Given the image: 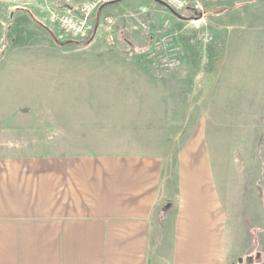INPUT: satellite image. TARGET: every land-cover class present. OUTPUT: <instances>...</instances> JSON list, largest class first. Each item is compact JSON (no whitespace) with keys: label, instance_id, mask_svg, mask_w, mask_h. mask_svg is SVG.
Returning <instances> with one entry per match:
<instances>
[{"label":"crops","instance_id":"0c3cea01","mask_svg":"<svg viewBox=\"0 0 264 264\" xmlns=\"http://www.w3.org/2000/svg\"><path fill=\"white\" fill-rule=\"evenodd\" d=\"M30 3L54 34L48 14L67 10L65 0ZM123 88H110L108 116L65 117L61 146L37 149L32 134L34 146L0 155V264L260 261L258 140L244 164L231 163L234 155L246 156L242 127L231 148L230 127L223 125L220 165L206 142L176 150L165 105L150 116L142 88Z\"/></svg>","mask_w":264,"mask_h":264},{"label":"rangeland","instance_id":"374dc122","mask_svg":"<svg viewBox=\"0 0 264 264\" xmlns=\"http://www.w3.org/2000/svg\"><path fill=\"white\" fill-rule=\"evenodd\" d=\"M31 1L0 0V155L34 146L32 134L37 149L61 146L65 117L108 116L110 88L126 85L142 88L150 116L165 105L176 150L206 142L220 165L223 125L231 148L242 127L246 156L231 163L244 164L258 140L264 166V0H190L179 15L156 0H119L80 43L58 42ZM261 254L229 264H264Z\"/></svg>","mask_w":264,"mask_h":264},{"label":"built area","instance_id":"2783aa9c","mask_svg":"<svg viewBox=\"0 0 264 264\" xmlns=\"http://www.w3.org/2000/svg\"><path fill=\"white\" fill-rule=\"evenodd\" d=\"M119 0H65L67 10H51L48 24L55 29L56 40L61 43H80L90 40L94 34L93 19L104 6ZM173 11L191 9L190 0H159Z\"/></svg>","mask_w":264,"mask_h":264},{"label":"water","instance_id":"95a60500","mask_svg":"<svg viewBox=\"0 0 264 264\" xmlns=\"http://www.w3.org/2000/svg\"><path fill=\"white\" fill-rule=\"evenodd\" d=\"M156 1H158V2H160V3H162V4H164L166 7H168V8H170L167 4H165V3H163V2H161V1H159V0H156ZM171 9V8H170ZM172 10V9H171ZM173 11V10H172ZM175 12V11H174Z\"/></svg>","mask_w":264,"mask_h":264},{"label":"trees","instance_id":"16d2710c","mask_svg":"<svg viewBox=\"0 0 264 264\" xmlns=\"http://www.w3.org/2000/svg\"><path fill=\"white\" fill-rule=\"evenodd\" d=\"M178 14V12H176ZM179 15V14H178Z\"/></svg>","mask_w":264,"mask_h":264}]
</instances>
